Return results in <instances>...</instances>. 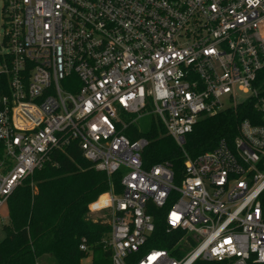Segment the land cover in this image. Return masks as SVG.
I'll return each mask as SVG.
<instances>
[{
    "label": "built area",
    "instance_id": "obj_1",
    "mask_svg": "<svg viewBox=\"0 0 264 264\" xmlns=\"http://www.w3.org/2000/svg\"><path fill=\"white\" fill-rule=\"evenodd\" d=\"M2 1L0 210L75 145L106 178L88 211L108 213L110 264H264V0ZM243 103L255 112L235 137L183 151L176 179L125 134L152 108L182 149L202 117Z\"/></svg>",
    "mask_w": 264,
    "mask_h": 264
},
{
    "label": "trees",
    "instance_id": "obj_2",
    "mask_svg": "<svg viewBox=\"0 0 264 264\" xmlns=\"http://www.w3.org/2000/svg\"><path fill=\"white\" fill-rule=\"evenodd\" d=\"M5 81L0 75V84ZM253 112L251 103H243L202 117L185 137L182 149L156 118L142 134L131 127L125 134L131 140L146 139L142 153L146 168L167 165L176 179L183 171V151L195 158L222 139L231 141L239 123ZM2 154L0 144V159ZM52 161L25 178L9 196L8 219L2 226L4 237L0 240V264H81L87 256L79 249L82 243L93 254L92 264H110V252L103 243L109 230L107 219L93 221L87 217L88 206L108 190L105 176L83 158L75 145H70L65 153H53ZM113 182L118 189L117 175ZM103 201L101 197L91 208H101ZM160 214L154 212L156 232L162 240L158 247L173 249L176 239L165 233Z\"/></svg>",
    "mask_w": 264,
    "mask_h": 264
},
{
    "label": "rangeland",
    "instance_id": "obj_3",
    "mask_svg": "<svg viewBox=\"0 0 264 264\" xmlns=\"http://www.w3.org/2000/svg\"><path fill=\"white\" fill-rule=\"evenodd\" d=\"M4 4L3 1L0 0V54L4 53L5 48L2 46L4 35L7 32L8 28V20L6 19V15L3 13ZM245 96L239 95L238 101H242ZM153 109L149 108L146 111V115L141 117L140 119H137L136 122L133 123V125L140 131H145L150 124V122L154 119V116L152 114ZM120 118H122L125 121H128V118L120 115ZM130 120L132 118H136L135 116L129 117ZM129 120V121H130ZM7 207V206H6ZM6 207H2L0 210V240L4 237V233L2 231V226L7 223V210ZM91 212L88 211V219L96 221L98 219H106L108 217V213L103 210H99L97 212H94L93 214H90ZM93 254H87L86 258L82 260L81 264H92L93 262Z\"/></svg>",
    "mask_w": 264,
    "mask_h": 264
},
{
    "label": "crops",
    "instance_id": "obj_4",
    "mask_svg": "<svg viewBox=\"0 0 264 264\" xmlns=\"http://www.w3.org/2000/svg\"><path fill=\"white\" fill-rule=\"evenodd\" d=\"M6 206H7V205H6ZM6 206H5V207H6ZM6 210H7V207H6ZM90 214H92V213H90ZM7 219H8V211H7Z\"/></svg>",
    "mask_w": 264,
    "mask_h": 264
},
{
    "label": "bare ground",
    "instance_id": "obj_5",
    "mask_svg": "<svg viewBox=\"0 0 264 264\" xmlns=\"http://www.w3.org/2000/svg\"><path fill=\"white\" fill-rule=\"evenodd\" d=\"M104 199H105V197H104Z\"/></svg>",
    "mask_w": 264,
    "mask_h": 264
}]
</instances>
